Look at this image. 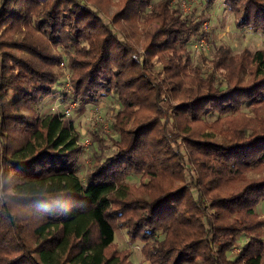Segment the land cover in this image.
Here are the masks:
<instances>
[{"label":"trees","instance_id":"16d2710c","mask_svg":"<svg viewBox=\"0 0 264 264\" xmlns=\"http://www.w3.org/2000/svg\"><path fill=\"white\" fill-rule=\"evenodd\" d=\"M171 1L0 0V264H131L120 229L148 264H264V49L193 64L208 14ZM222 1L264 33V0ZM63 69L69 101L120 104L82 177L72 119L36 108Z\"/></svg>","mask_w":264,"mask_h":264},{"label":"rangeland","instance_id":"374dc122","mask_svg":"<svg viewBox=\"0 0 264 264\" xmlns=\"http://www.w3.org/2000/svg\"><path fill=\"white\" fill-rule=\"evenodd\" d=\"M174 6H180L181 10L187 15L189 13L197 14L202 11L208 14L206 29H201L206 34L203 35L204 44L200 45L199 42H193L188 44L187 48L190 52L191 62L197 66L204 68H210L209 59L214 46L220 42L228 44L233 53L239 52L243 47H248L251 50L258 48L264 49V33L255 32L248 28H236L233 24L232 13L225 7L222 0H215L213 3H207L206 0H172ZM91 6V5H89ZM150 7V5H149ZM91 8L94 9L93 6ZM1 63V62H0ZM159 65H157L158 67ZM63 77L59 79L57 86L55 88L58 91L54 96L45 98L40 103L36 105L37 110L43 115L44 113L55 110L62 112L66 109V104L69 102L70 98H66L64 95V81L68 75L67 70L63 69ZM120 107L119 101L114 95H106L104 97H99L97 100L92 102H85L79 106V108H74L69 118L72 119L75 130L79 132L78 141L85 137H89L91 142L87 148L80 152L76 161V173L78 176L82 177L86 168L90 164V156L92 150L96 147V143L92 142L91 132L97 127H101L102 131L108 132L110 130V121L113 112H115ZM244 110L245 107H243ZM216 114L208 115V118H214ZM188 177V176H187ZM127 180L133 183H138L140 180L139 174H130ZM255 210L258 214L264 212V199H262ZM156 238H161V232L155 233ZM245 238H241L238 241L239 245H235L228 256L232 257V253L238 252L240 245L245 241ZM114 241L116 242L119 249H126L129 251L128 259L131 264H148L140 252L141 241H130L127 239L124 229L116 231L114 235ZM232 252V253H231Z\"/></svg>","mask_w":264,"mask_h":264},{"label":"built area","instance_id":"2783aa9c","mask_svg":"<svg viewBox=\"0 0 264 264\" xmlns=\"http://www.w3.org/2000/svg\"><path fill=\"white\" fill-rule=\"evenodd\" d=\"M207 27V21H204L202 23V28L203 29H206ZM197 42H199L200 45H203L204 44V39H203V36H199V38L197 39ZM196 43V42H195ZM66 90H67V86H66ZM66 109L62 112H60L62 115H65V116H69L71 111L76 107V108H79L80 104L77 103V102H73V101H69L66 105ZM78 143L80 144V148H81V151L85 150L87 148V146L89 145L90 143V138L89 137H85L83 138L82 140L78 141Z\"/></svg>","mask_w":264,"mask_h":264}]
</instances>
